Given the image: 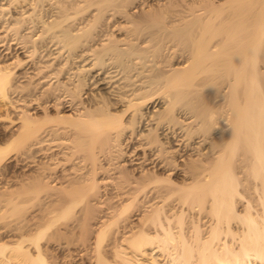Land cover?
Listing matches in <instances>:
<instances>
[{
    "label": "bare ground",
    "instance_id": "6f19581e",
    "mask_svg": "<svg viewBox=\"0 0 264 264\" xmlns=\"http://www.w3.org/2000/svg\"><path fill=\"white\" fill-rule=\"evenodd\" d=\"M33 1L0 0V106L13 109L0 114L8 123L0 165L11 157L15 167H38L0 182L13 215L25 213L10 241L0 230V263L52 264L45 246L56 241L80 264H115L107 248L118 264H138L119 250L121 239L141 264H264V0H157V8L121 0L123 13L114 0H96L93 24L111 6L133 19L69 76L58 60L96 28L66 24L80 14L70 8L78 0H57L50 21L37 13L46 0ZM50 32L52 49L59 40L64 49L49 48L41 37ZM86 73L105 86L93 90ZM19 75L29 84H17ZM30 204L42 217L27 214Z\"/></svg>",
    "mask_w": 264,
    "mask_h": 264
},
{
    "label": "rangeland",
    "instance_id": "374dc122",
    "mask_svg": "<svg viewBox=\"0 0 264 264\" xmlns=\"http://www.w3.org/2000/svg\"><path fill=\"white\" fill-rule=\"evenodd\" d=\"M35 1V0H34ZM33 1V2H34ZM71 1V3L72 4H74V2L76 1V0H69V2ZM89 1H90V3H89ZM101 1V0H100ZM57 2V3H56ZM113 3V5L115 4V6H121L120 8H119V10L121 11V9H122V3H118V2H122L121 0L120 1H118V0H114V1H112ZM151 2L155 5L154 7L155 8H157L156 6V4H157V0H151ZM37 3V1H35V4ZM71 3H69V5L71 6ZM75 3H78V5H72L70 8H72L71 10L72 11H74V12H77L78 13V11H80L79 13L80 14H78V15H76V16H74L75 14H77V13H74V12H69V13H73L72 15L74 16V17H76L75 19H73V21L72 20H70V19H72V18H74L72 15H70V21H67V25L68 26H72V25H74L75 24V26H72L71 28L72 29H74V31H76L78 28L80 29V27H81V29L83 28L84 30H85V28H86V26H87V28H86V30L88 29H92V30H95V28H96V30L92 33L93 35H96V37L95 36H92V34H90V36H92L94 39H96V40H94V39H92V40H90L92 37H87V38H89V42L88 41H86L87 43H86V45H83V46H80V45H82V44H80L78 47L79 48H77V49H75L74 51H73V53H71V54H69V55H67L68 53H66L67 51L66 50H64L65 52L63 53V55L64 54H66L67 56H63L62 57V59H59L58 60V62H57V64H59L58 66H64L63 68V70H64V75L65 76H69V75H74V74H72L73 73V71L77 68V67H79V66H82V65H89L91 62H92V59L94 58V56L93 55H91L92 53V51H91V47H93L94 48V44H96V45H99V44H101L102 43V41H107L106 39H104V38H108V36L110 37V38H112V39H115V38H121V37H123L124 36V34H126L125 32H126V26H129V22L128 21H130V24H131V18L133 19V17H131L130 18V20H129V18H128V16H126V14H122L123 13V11H121L122 13H120V11L118 10V12H116L115 10H117L116 9V7L115 6H111V7H108V9H107V12L106 13H104L103 14V17H102V20L100 19V21L97 23V22H95V23H97V24H93L92 23V21L90 22V20H95L94 18H93V16H94V14H96L97 12H98V10H99V6H97V4L98 5H100V3H96V0H93V2L91 1V0H78L77 2H75ZM82 3V4H81ZM91 3H93V4H96L95 6H93V5H91ZM39 5H37V8H40L41 9V11H37V13H40V14H38V15H40V16H43V19H45V20H47V19H49L48 17H51L50 19L52 20L53 18H55V16H57L56 15V13H54V12H57V11H55L56 10V8L58 9V1L57 0H46V1H44V2H39L38 3ZM118 4V5H117ZM75 6V7H74ZM77 6V7H76ZM25 7H28V9L27 8H25ZM31 7L32 6H24V9H23V11H25V9H26V11H31L32 9H31ZM78 7H81L80 9H82L83 8V11L82 10H79V8ZM112 7H115L114 9H113V11H110V9L112 8ZM74 8L77 10V11H75L74 10ZM85 8V9H84ZM22 8H20L19 7V9L17 8V9H15L14 7H13V10H12V13L13 14H15V15H17V13H19L20 12V10H21ZM30 9V10H29ZM152 9H154V8H152ZM16 10V11H15ZM22 11V10H21ZM33 11V10H32ZM70 11V10H69ZM114 12H116V13H114ZM53 13L55 14V16L53 15ZM58 14V13H57ZM140 15V14H139ZM54 16V17H53ZM38 17V16H37ZM36 17V18H37ZM45 17V18H44ZM50 19L48 20V21H50ZM94 22V21H93ZM74 23V24H73ZM92 23V24H91ZM86 24V25H85ZM96 25V27H91V25ZM79 25V26H78ZM89 26H90V28H89ZM41 28H38L37 30H35V31H38L39 30V33L41 32V30H40ZM77 31H79V30H77ZM76 31V32H77ZM83 31V30H82ZM82 31H80V32H82ZM33 32H34V30L32 31V34H33ZM96 32V33H95ZM97 32H99L98 34H97ZM38 33V34H39ZM47 33V32H46ZM46 33H44L45 35H43L44 37H41V38H45V41H47V42H49V41H51V42H49V43H51V44H48L49 45V48L50 49H52V46L54 45L53 43H54V40L53 39H55V38H51V37H48L49 36V34H51V32L50 33H48V34H46ZM101 33H102V36H101ZM35 34H37L36 32H35ZM37 34V35H38ZM37 35H35V36H37ZM48 35V36H47ZM52 35V34H51ZM97 35H100L101 37H102V39H101V37L99 36H97ZM46 36H47V38H49V41H48V39L46 38ZM52 37H55V36H52ZM115 37V38H114ZM40 38V39H41ZM86 38V37H85ZM47 39V40H46ZM83 39H84V37H83ZM42 40H44V39H42ZM55 40H58L57 39V37H56V39ZM85 40V39H84ZM83 40V41H84ZM100 40V41H99ZM38 41H40V40H38ZM60 41V40H59ZM55 42V43H58V48H63L64 49V46H60V45H62L64 42L62 41L61 43L62 44H59L60 42ZM44 42V41H43ZM39 43H41V44H43L42 43V41H40ZM83 43V42H82ZM45 44H47V43H45ZM85 44V43H84ZM153 44V43H152ZM51 45V46H50ZM95 45V46H96ZM13 46V45H12ZM15 46V45H14ZM39 46H41V45H39ZM56 45H54L53 47H55ZM4 47H2V48H0L1 50L3 49ZM47 49V52H48V50H50L48 47H46ZM58 48H56V50H59ZM92 48V49H93ZM43 49V50H42ZM62 49V50H63ZM43 52H46L45 50H44V47L43 48H40V50H38V51H40V52H38L37 51V55L35 56V60H37V59H42L43 57H40L41 56V54H43L42 53V51ZM53 50V49H52ZM55 49L53 50V51H56ZM61 50V49H60ZM169 52V54L171 55V53H170V51H169V49L168 50H164V52H163V54H162V56H161V60H162V62H163V64H165V65H167L168 63H166V61L168 62L169 60V57H170V55L169 54H167V52ZM43 55H45V54H43ZM164 55V56H163ZM169 55V56H168ZM68 56H69V59H67L68 58ZM37 57V58H36ZM50 58V57H49ZM44 60V59H43ZM68 60V62H64V61H67ZM70 60V61H69ZM166 60V61H165ZM21 70L22 69H20V71L18 72V73H20L21 72ZM66 72H68V73H66ZM71 72V73H70ZM102 72H103V70H102ZM70 73V74H69ZM62 74V75H63ZM87 74V80L91 77V74L90 73H86ZM97 74V72H94V75H96ZM23 75H19V77H18V82L19 83H17V84H20V85H28L29 84V79L28 78H26V77H22ZM104 75L103 74H100V75H97V79H96V77L95 78H93V82L94 81H96V80H99V78H101V77H103ZM72 77V76H71ZM62 78V77H61ZM28 80V81H27ZM55 80V79H54ZM89 81H90V79H89ZM57 83L55 82V85H56ZM90 84H93V83H91V81H90ZM33 85L34 84H32L31 85V87L30 88H34L33 87ZM95 88H94V87ZM105 85H103V84H101V82L100 81H98V83H96V84H93V85H91V87H93L94 89L93 90H95V91H98V87L99 88H103ZM7 107L8 108H10L9 107V105L8 106H5V105H3V106H0V108L2 109L1 111H0V114H3V112L5 111V109H7ZM11 109V108H10ZM12 111H13V109H11ZM15 110H17V109H15ZM50 111L52 112H55L54 110H52V109H50ZM13 116H15V117H18L19 115H18V113L17 112H13ZM14 117V118H15ZM8 123L6 122V124H0V130L1 129H4V127H5V125H7ZM1 133L3 134L0 138H2L3 139V141H0L1 143L0 144H3V142H5L6 143V140L5 139H7L5 136L6 135H4V132H2V130L0 131V135H1ZM6 134V133H5ZM2 139H0V140H2ZM63 140H67V138L66 139H63ZM59 142H62V143H64V141H59ZM69 141H66L65 143H68ZM51 144V142H46V144ZM45 144V143H44ZM62 145H64V144H62ZM29 153V154H28ZM34 152H27L26 154H28L27 155V157H26V155L25 156H23L24 158H27L29 161L30 160H34V161H39L41 158H42V154L40 153V152H37V154H36V152L33 154ZM57 152H54V154H56ZM80 154H82V153H79L78 155H80ZM33 155V156H32ZM78 155H76L75 156V158L78 156ZM30 158H29V157ZM54 157H58V156H54ZM62 160L65 158L64 157V155H63V157L61 156L60 157ZM74 157H73V160L72 161H78L80 158H77V159H75ZM10 159V160H9ZM7 161H6V164L5 163H3V167L0 165V182H2L3 184H5V183H7L8 181H9V179H11V178H13V175H15V174H20V173H24L25 171L26 172H28V173H31L32 171H36L37 170V168L35 167V166H33V167H27V169L25 168V166L24 165H20L21 167H18V166H14V163H13V161H11V157L9 158ZM58 159V158H57ZM60 159V160H61ZM11 163H10V162ZM59 162V161H57V160H54L53 161V163L54 162ZM75 161H74V164H75ZM50 163L52 162V161H49ZM65 162V161H64ZM62 163H63V161L62 162H60V164H57V166H58V168H59V170H63L62 168H64L63 166H65L66 167V165H62ZM79 163H81V162H77L76 164H79ZM4 164H5V166H4ZM63 164H67V163H63ZM73 164V165H74ZM75 164V165H76ZM81 165V164H80ZM80 165H78V166H80ZM51 166V165H50ZM68 166V165H67ZM18 167V168H17ZM22 167H24V169H25V171H23L24 169L22 168ZM49 167V166H48ZM60 167H62V168H60ZM5 168V169H4ZM22 168V169H21ZM51 168V167H50ZM5 170V171H4ZM8 170V171H7ZM15 170H16V172H15ZM47 170V169H46ZM14 171V172H13ZM49 171V173H50V171H51V169L50 170H48ZM53 171V170H52ZM47 172V171H46ZM3 173V174H2ZM4 175H6V176H4ZM22 175V174H21ZM4 195H2V196H0V217L1 218H4V219H1L0 218V230L2 231H0L1 232V234H3V237L4 236H6V237H4V239L3 240H8V241H10L9 240V238H11L10 237V235H11V233H10V231H9V229H11V227H16L18 224H20V222L18 221V222H16L17 221V219H15V218H21V217H19V216H22L23 218H22V220H24V214L22 213V215H19V214H14L13 215V212H12V207H11V205L10 204H8V197H6V196H4ZM43 202H46L45 200L43 201ZM28 207L30 208L29 209V212H27V214L29 213L30 214V211H31V213H33V212H35L36 211V213H38V211L40 210V209H38L39 207L37 206V207H31V204L30 205H28ZM32 209V210H31ZM36 213H34V214H36ZM205 213V212H204ZM28 214V215H29ZM39 214V216H41L42 217V214H40V213H38ZM206 214H207V216H206ZM204 215H205V217H207L206 219H205V217H204ZM201 217V219H200V217ZM40 217V219H38V221H41L42 220V218ZM187 219L188 220H190V219H192V217H190V216H188L187 215ZM197 218L199 217V225H201L200 227L203 229V227L204 228H206V226L208 227V225H209V223H207L208 221L207 220H209V218H211V215L210 214H208V213H205V214H203V213H201V215H198V216H196ZM204 217V218H203ZM204 219L206 220V223H205V221H204ZM13 220H15V222L13 221ZM19 220H21V219H19ZM13 221V222H12ZM35 221H36V219H35ZM210 221V220H209ZM10 222H12V223H10ZM5 223V224H4ZM10 225H9V224ZM13 223L14 224H16V226H14L13 225ZM25 223V222H21V224H20V226L21 225H23V224ZM12 224V225H11ZM5 225H7V226H5ZM204 225H206V226H204ZM9 226V227H8ZM11 226V227H10ZM40 226V225H39ZM118 226H115L114 227V229H116ZM5 228H8V229H6L5 230ZM6 231V232H5ZM119 231V230H118ZM35 232V231H34ZM5 234H7V235H5ZM119 235V239H120V237H121V232L118 234ZM11 240H13V239H11ZM44 240V239H43ZM45 241H47V239H45L44 241H42L43 243H44V245H46L47 243H49L48 241L47 242H45ZM120 243L121 244H119L120 246V248H119V250H126V252H127V254L129 255V257H131V258H135L134 260L135 261H137V263L138 264H141L143 261L145 262V263H147V261H146V259L144 258V257H141V256H138V257H136V255L134 254V252L132 251V250H130V248H128V246L126 245V243H122L121 242V239H120ZM80 246V245H79ZM126 246V247H125ZM45 247H48L47 248V250H45V254H48V255H46L47 256V258L50 260H48L49 262H51L52 264H63V263H65V264H68V263H70L71 262V264H80L82 261H83V259L81 258V259H78V258H80L79 256H76V255H73V254H77V252H73L74 251V248H72L71 250H72V253H71V251L68 249H66L65 250V248H59L58 247V242H56V241H52L51 242V244H47ZM77 247H78V245H77ZM108 247V246H107ZM75 248H76V246H75ZM125 248V249H124ZM63 249V250H62ZM111 249V248H110ZM110 249H105L108 253L106 254V252H104L105 254H106V257L107 256H109V257H107L108 258V260H110V262H113V263H115V264H118L119 263V259H118V257L117 256H114L115 255V253L114 252H112V250L110 251ZM105 250H103V251H105ZM69 251H70V253H71V255L70 254H68L69 253ZM91 251H93V250H91ZM152 251V249H148L147 250V252H148V255H150V256H153L154 255V253H152L151 252ZM48 252V253H47ZM111 253V254H110ZM67 254V255H66ZM92 254H93V252H92ZM9 255H11V253L9 252ZM112 255V256H111ZM134 255V256H133ZM68 256V257H67ZM70 256H71V258H70ZM162 256V258H160ZM164 254L163 253H161V252H159V254L157 253V255H156V257H157V259H159L160 261L164 258ZM111 257H114L113 259H111ZM139 257H141V258H139ZM69 258V259H68ZM116 259H118L117 261H116ZM139 259V260H138ZM15 260V261H14ZM142 260V261H141ZM140 261V262H139ZM75 262V263H74ZM1 264V263H0ZM10 264H27V263H23V261H22V259L20 260H18L17 261V259H13L12 261H11V263ZM29 264V263H28Z\"/></svg>",
    "mask_w": 264,
    "mask_h": 264
}]
</instances>
